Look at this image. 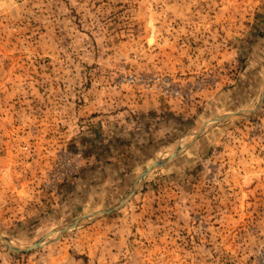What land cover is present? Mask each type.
Returning a JSON list of instances; mask_svg holds the SVG:
<instances>
[{"label":"rangeland","instance_id":"rangeland-1","mask_svg":"<svg viewBox=\"0 0 264 264\" xmlns=\"http://www.w3.org/2000/svg\"><path fill=\"white\" fill-rule=\"evenodd\" d=\"M263 85L264 0H0V264H264Z\"/></svg>","mask_w":264,"mask_h":264},{"label":"water","instance_id":"water-1","mask_svg":"<svg viewBox=\"0 0 264 264\" xmlns=\"http://www.w3.org/2000/svg\"><path fill=\"white\" fill-rule=\"evenodd\" d=\"M263 102H264V89H263L262 92H261V98H260V102H259V104L256 106V108L250 110V113H255V112L261 107V105L263 104ZM244 115H245L244 112H241V111H240V112H236V113H230V114L224 115V116H222V117H219V118H217V119H215V120H212V121H210L209 123H212L213 125H217V124L222 123V122H224L225 120L231 119V118H233V117H240V116H244ZM209 123H206V124L203 125V127L201 128V129H202V132H203L204 129L207 128V125H208ZM202 132H200V133H195V134L193 135V139H192V140H191V141H190V142H189V143H188L183 149H181V150H176V151H174L173 153H171L170 155H168L167 157H164V158H162V159H159V160L155 161L152 165H150V166H149V167H148V168L142 173V175L137 179L136 183L133 185V187H132V189H131V192H130L129 196H128L127 198H125V199L123 200V202H122L119 206H117V207H115V208H113V209H110V210L104 211V212H102V213H100V214H95V215L92 216V218L99 217V216H107V215H109V214H111V213H113V212H115V211L121 209L122 207H124V205L128 202V200H130L133 196L136 195V193H137V188H138V184H139L143 179H145V178L149 175V173H151V172H152L154 169H156V168H161V167L165 166V165H166L168 162H170L171 160L178 158V157H179L184 151L188 150L190 147H192V146L197 142V140H198V138L201 136ZM196 134H197V135H196ZM90 218H91V217H84V218H81V219L77 220L75 223H73V224H71V225H69V226H67V227L60 228V229H58L57 231L52 232L51 235L57 233L58 236H61L64 232H66V231H68V230H70V229H72V228H75V227L79 226V225L81 224L82 221H84V220H89ZM49 240H50L49 238H45V239H43V240H41V241L35 243L34 245H32V246H30V247H28V248H26V249H23V248H18V247H16V246L12 245L11 243H9L8 241L4 240V239L0 236V244H2L3 246H5V247H7V248H9V249H11V250H13V251H15V252H30V251H32V250L39 249V248H41L44 244H46Z\"/></svg>","mask_w":264,"mask_h":264},{"label":"bare ground","instance_id":"bare-ground-1","mask_svg":"<svg viewBox=\"0 0 264 264\" xmlns=\"http://www.w3.org/2000/svg\"><path fill=\"white\" fill-rule=\"evenodd\" d=\"M262 89H264V85H263V88H262ZM260 98H261V97H260ZM200 132H202V129H200L198 133H200ZM196 135H197V134H196ZM168 163H169V162H168ZM168 163H167V164H168ZM167 164H166V165H167ZM51 236H52V235H51ZM50 238H51V237H50ZM53 238H54V237H53Z\"/></svg>","mask_w":264,"mask_h":264}]
</instances>
